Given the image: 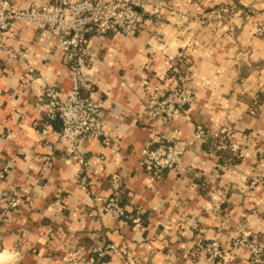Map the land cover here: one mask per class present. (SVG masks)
<instances>
[{
	"label": "crops",
	"instance_id": "crops-1",
	"mask_svg": "<svg viewBox=\"0 0 264 264\" xmlns=\"http://www.w3.org/2000/svg\"><path fill=\"white\" fill-rule=\"evenodd\" d=\"M165 1L212 20L222 7L236 12L226 23L204 26L170 16L161 41L150 23L132 40L91 38L84 93L103 102L106 132L83 142L88 188L67 146L43 134L39 94L51 87L64 98L71 90L58 39L23 22L0 35V192L21 196L20 206L0 218V264H91L92 258L93 264H208L204 246L212 240L225 250L218 264H252L247 247H232L241 237L264 250V39L249 24L254 18L264 26L262 0ZM11 2L25 9L51 0ZM249 6L258 13L249 17ZM175 67L195 97L168 123L154 107L178 85ZM254 104L256 116L249 114ZM197 125L233 135L229 144L217 142L215 153L210 144H192L180 166L158 179L144 172L142 151L152 137L179 134L192 143ZM226 149L235 163H222ZM118 187L125 191L123 219L104 212ZM112 244L118 252L107 249Z\"/></svg>",
	"mask_w": 264,
	"mask_h": 264
},
{
	"label": "built area",
	"instance_id": "built-area-1",
	"mask_svg": "<svg viewBox=\"0 0 264 264\" xmlns=\"http://www.w3.org/2000/svg\"><path fill=\"white\" fill-rule=\"evenodd\" d=\"M170 16H176L183 22L193 20L199 25L207 23L196 14L188 16L167 6L165 0H51L46 4L32 5L25 9H13L11 0H0V35L6 34L13 23L23 22L31 23L38 29L48 28L58 39L57 48L62 52L68 67L71 90L64 98L51 87L44 88L39 94L38 101L46 118L43 134L52 135L57 143L67 146L68 155L82 168L79 177L82 186H91L83 142L85 139L98 141L106 132V123L101 118L103 102L84 93L90 88L86 81V72L92 66L91 38L110 36L132 40L136 38L141 25L150 23L156 29L155 37L161 41L159 30L165 26ZM22 59L20 56L21 61ZM29 71L34 72L31 68ZM174 71L179 74L178 85L156 101L154 107L155 116L168 123L183 115L195 97L188 78L178 68L175 67ZM56 122L61 125L59 130L52 129ZM221 133L223 132H210L197 125L192 135V143L183 140L179 134L168 140L156 135L143 149L140 165L146 174L158 179L165 172L174 171L180 166L192 144L207 146L211 138L213 142L210 143L208 151L215 153ZM0 179H4L1 172ZM122 193L118 187L104 204V212L117 219L128 216L121 201ZM20 204V194L14 191L0 192V218L16 210ZM232 247H247L251 253L252 264L264 263V250L257 242L241 237L233 241ZM107 249L113 253L119 251L114 244ZM204 250L208 264H218L225 252L219 240L207 243ZM98 256L102 258L105 253L99 251ZM90 263H95V258Z\"/></svg>",
	"mask_w": 264,
	"mask_h": 264
},
{
	"label": "rangeland",
	"instance_id": "rangeland-1",
	"mask_svg": "<svg viewBox=\"0 0 264 264\" xmlns=\"http://www.w3.org/2000/svg\"><path fill=\"white\" fill-rule=\"evenodd\" d=\"M165 3H166V1H165ZM263 6H264V0H262V3H261ZM166 5H167V3H166ZM168 6V5H167ZM169 7H171V8H173V9H175L176 10V8H174V7H172V6H169ZM178 11V10H177ZM219 11H222L223 12V14L221 15V17L220 18H216V20L214 19V20H212V19H208L206 16H201V15H199V14H196V13H189V14H187V13H185L186 15H192V14H196V15H198L199 17H201V18H203V19H205L206 20V24L205 25H209V24H214L215 22L214 21H216V22H218V23H221V22H223V23H226L227 21H230L231 19H232V17H233V15L235 14V12H236V10L235 11H233V8L232 7H222V9L221 10H219ZM179 12H182V11H179ZM246 13H248V16L250 17V15L252 14H256V13H258V9H256L255 7H253V6H249V7H247V11H246ZM174 17H176V16H174ZM191 21H193V20H191ZM193 22H195V21H193ZM198 24V23H197ZM249 24H250V26L252 27V29H254V32H255V36H257V37H259V38H262V39H264V26H262V25H260V23L259 22H257V19H254V18H251L250 19V22H249ZM202 26H204V25H202ZM187 77V76H186ZM249 114L250 115H254V116H256V114H257V106L254 104V106L252 107V108H250V110H249ZM221 132V131H220ZM233 133V131L231 132V130H229V129H226V130H224L223 131V135L224 134H226L227 136V138L229 139V137H230V135H231V137H232V134ZM221 134V135H222ZM229 141H230V139H229ZM225 142V141H224Z\"/></svg>",
	"mask_w": 264,
	"mask_h": 264
},
{
	"label": "trees",
	"instance_id": "trees-1",
	"mask_svg": "<svg viewBox=\"0 0 264 264\" xmlns=\"http://www.w3.org/2000/svg\"><path fill=\"white\" fill-rule=\"evenodd\" d=\"M259 100H260V102H262V100H263V97H259ZM227 135L226 134H222L221 135V137L219 138V140H217V142L218 143H226V144H229V139L226 137ZM225 141V142H224ZM211 142H213V140H210L209 141V144L211 143ZM208 144V145H209ZM219 156H220V158H221V161H222V163H225V161H228V162H230V163H235L236 162V157L234 156V154L232 153V151L231 150H229V149H226L225 151H223V152H220L219 153ZM227 162V163H228ZM125 199V191L122 193V195H121V201H122V203L124 202L123 200ZM124 205V204H123ZM103 259V258H102Z\"/></svg>",
	"mask_w": 264,
	"mask_h": 264
}]
</instances>
